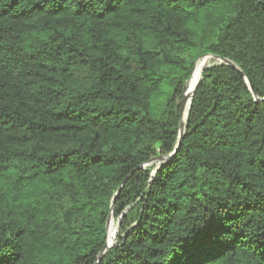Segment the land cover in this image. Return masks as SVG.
<instances>
[{"label": "trees", "instance_id": "obj_1", "mask_svg": "<svg viewBox=\"0 0 264 264\" xmlns=\"http://www.w3.org/2000/svg\"><path fill=\"white\" fill-rule=\"evenodd\" d=\"M263 98L264 0H0V264H264Z\"/></svg>", "mask_w": 264, "mask_h": 264}, {"label": "water", "instance_id": "obj_2", "mask_svg": "<svg viewBox=\"0 0 264 264\" xmlns=\"http://www.w3.org/2000/svg\"><path fill=\"white\" fill-rule=\"evenodd\" d=\"M204 58H208V59H210V60H213L214 62H212V64H218V65H229V66H231V67H233V68H235V69H238L237 66H236L233 62H231V61H229V60H227V59H224V58L215 57V56H212V55H208V56H206V57H204ZM196 64H197V63H196ZM196 64H195V67H196ZM212 64L208 65V66L204 69V71H205L207 68L211 67ZM194 70H195V68H194ZM204 71H203V72H204ZM240 72H241V71H240ZM193 73H194V71H193ZM202 74H203V73H202ZM241 74L243 75V73H241ZM192 75H193V74H192ZM191 78H192V77H191ZM190 80H191V79H190ZM190 80H189L188 83L186 84V88H188V84H189ZM202 80H203V75H201L200 79L198 80V82H197V84H196V86H195V88H194V90H193V92H192V94H191L190 97H189V95H188L187 90H186V92H185V95H184V98H183V102H182V113H181V123H180L179 140H178V142H177V145H176L175 150H174L173 153H171L169 156H167V157H158V158H155V159H153L150 163L157 162V165H158V166H161L162 163H164V162H166V161L172 159V158L175 156V154L178 152V150H179V148H180V146H181V143H182L183 134H184L185 127H186V126H185V123L187 122V119H188V116H189V112H190V109H191L192 101H193V98H194L195 92H196L197 88L199 87V85L201 84ZM262 101H264V98L262 99ZM188 102H189V105H188V112H187L186 121L183 122V114H184V111H185V108H186V105H187ZM121 189H122V187L119 188V190H118L116 196L120 193ZM111 219H114V215H113V214L110 215L107 229L109 228V224H110ZM117 224H118V227H119L120 220H118V223H117ZM113 246H114V244H112L111 246H108V243H106V246H105V250H104V252H105L107 249H109V248H111V247H113Z\"/></svg>", "mask_w": 264, "mask_h": 264}, {"label": "bare ground", "instance_id": "obj_3", "mask_svg": "<svg viewBox=\"0 0 264 264\" xmlns=\"http://www.w3.org/2000/svg\"><path fill=\"white\" fill-rule=\"evenodd\" d=\"M212 62H213V60H210L208 58H202L197 62L194 73L192 75V78L188 84L189 86L187 88V92H188L189 97L191 96V94H192L198 80L200 79L201 74L203 73L204 69L208 65H210ZM188 105H189V102L187 103L186 108H185V113L183 114V122L186 121L187 112H188ZM117 223L115 222L114 219H111V221H110L109 229H108V242H107L108 246H111L116 239V236L118 233Z\"/></svg>", "mask_w": 264, "mask_h": 264}, {"label": "rangeland", "instance_id": "obj_4", "mask_svg": "<svg viewBox=\"0 0 264 264\" xmlns=\"http://www.w3.org/2000/svg\"><path fill=\"white\" fill-rule=\"evenodd\" d=\"M212 64V63H211ZM157 164V162H154V163H150V164H148L147 166L148 167H155V165ZM115 220V219H114ZM115 222L117 223V221L115 220ZM118 225V224H117ZM118 234V233H117ZM116 238H117V236H116ZM115 242H116V239H115V241H114V244H115Z\"/></svg>", "mask_w": 264, "mask_h": 264}]
</instances>
